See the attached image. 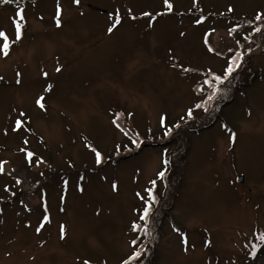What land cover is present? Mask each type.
<instances>
[{
    "label": "rangeland",
    "instance_id": "obj_1",
    "mask_svg": "<svg viewBox=\"0 0 264 264\" xmlns=\"http://www.w3.org/2000/svg\"><path fill=\"white\" fill-rule=\"evenodd\" d=\"M170 2L0 0V264H121L135 250L143 264H264V0ZM238 49L234 77L255 84L222 109L231 128L195 126L203 73L222 76ZM152 196L145 240L133 228Z\"/></svg>",
    "mask_w": 264,
    "mask_h": 264
},
{
    "label": "snow or ice",
    "instance_id": "obj_2",
    "mask_svg": "<svg viewBox=\"0 0 264 264\" xmlns=\"http://www.w3.org/2000/svg\"><path fill=\"white\" fill-rule=\"evenodd\" d=\"M73 3L79 5L80 4V0H73ZM164 5L167 9V11L171 12L172 9H173V4L170 2V0H164ZM229 11H232L231 8H229ZM60 14H61V8H60V5L57 4V14H56V25L57 27H60L61 26V20H60ZM16 15L19 17V20L20 21H23L24 20V15H23V10H20L16 13ZM144 16H149L150 18L154 19V17H152V14L151 13H143ZM157 15H160L159 13ZM264 18V14H259L257 15L256 19L259 20V19H262ZM133 19H135V17H133ZM121 23V18L119 16V13H117L115 15V18H114V21L113 23L111 24V26L107 29L108 33H112L114 31V29ZM197 23H200L199 20H197ZM0 38H2V43H0V54H3L4 56H7L9 54V49H10V41H9V38L7 36V34L0 30ZM22 38V24L18 21V22H15V39L16 41H19L20 39ZM239 65L236 63V60H233L231 62V64L228 66V68L225 70V73L222 75V76H214L213 79L219 83H223L225 80L228 79V77L235 71V68L238 67ZM57 72L60 71L59 68L56 69ZM21 74L20 73H17V76H20ZM45 76H47V73H44ZM0 79H2V77H0ZM17 83H20L19 80H17ZM206 83H209L211 85V82L210 81H206ZM50 90V89H49ZM214 98V94L213 96H210L209 99H213ZM44 97H39L37 100H36V103L39 105V107H41L42 109L44 108V104L42 103ZM197 107H200V105H197ZM21 115H24L23 113ZM188 115L191 116L192 115V112L189 111L188 112ZM161 123L163 124L164 123V120L163 118L161 119ZM21 126V121L20 120H17L16 121V128H20ZM165 135H167V132L165 133ZM230 141L231 142H235V133L233 132L230 137H229ZM137 147H139V144H137ZM93 152L95 153V157H96V161L97 163H100L101 162V153L99 151H96L95 149H93ZM29 157L32 156V153H28L27 154ZM2 170V169H0ZM158 175L162 178L164 176V173L163 172H160L158 173ZM154 183V182H153ZM116 186L113 185V188H115ZM45 212H47V209H45ZM148 216V209H145L144 211V216L141 217V219H146V217ZM43 220L44 221H48L49 220V217L48 215H44L43 217ZM44 227L43 224H41L37 229L36 231L37 232H40L41 229ZM135 227V226H134ZM65 228L63 225H61L60 227V238L61 239H64L65 238ZM260 240L264 241V233H262L260 235ZM133 243H135V241H133ZM183 243L187 246L188 244V241L187 239L185 238L183 240ZM185 251H187V247H185ZM139 256V253H134L132 257H130L129 259L130 260H134L136 259L137 257ZM85 264H88L87 261H85ZM124 264H129V261L126 260L124 261Z\"/></svg>",
    "mask_w": 264,
    "mask_h": 264
},
{
    "label": "flooded vegetation",
    "instance_id": "obj_3",
    "mask_svg": "<svg viewBox=\"0 0 264 264\" xmlns=\"http://www.w3.org/2000/svg\"><path fill=\"white\" fill-rule=\"evenodd\" d=\"M254 84H255V82L252 81V80H250V81L240 80V81H232L231 83H228V84L224 85L225 86V89L228 90V93H230V94L228 95V98L226 100H224L225 103L222 106L221 111H222V109L224 110L225 107L231 106L230 103L232 102V100L234 98H236V96L238 94H241L242 95L243 93H245V88H247L249 86L251 87ZM221 119H220V115H218L216 118H214L212 120V123L211 124H213L214 122L216 123L218 121L219 122L221 121L223 123V126H225L227 128H231V126L227 122V120H225L224 118L222 120ZM220 127H222L221 123H220ZM208 128H210V127H208Z\"/></svg>",
    "mask_w": 264,
    "mask_h": 264
},
{
    "label": "trees",
    "instance_id": "obj_4",
    "mask_svg": "<svg viewBox=\"0 0 264 264\" xmlns=\"http://www.w3.org/2000/svg\"><path fill=\"white\" fill-rule=\"evenodd\" d=\"M132 264H143V260L140 259V260H138V261L133 262Z\"/></svg>",
    "mask_w": 264,
    "mask_h": 264
},
{
    "label": "water",
    "instance_id": "obj_5",
    "mask_svg": "<svg viewBox=\"0 0 264 264\" xmlns=\"http://www.w3.org/2000/svg\"><path fill=\"white\" fill-rule=\"evenodd\" d=\"M240 182H243L244 181V178L243 177H239L238 179Z\"/></svg>",
    "mask_w": 264,
    "mask_h": 264
}]
</instances>
